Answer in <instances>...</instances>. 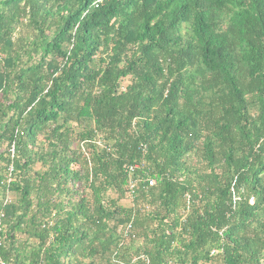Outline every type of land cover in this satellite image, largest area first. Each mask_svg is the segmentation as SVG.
I'll use <instances>...</instances> for the list:
<instances>
[{
    "label": "trees",
    "instance_id": "1",
    "mask_svg": "<svg viewBox=\"0 0 264 264\" xmlns=\"http://www.w3.org/2000/svg\"><path fill=\"white\" fill-rule=\"evenodd\" d=\"M0 262L264 264V0H0Z\"/></svg>",
    "mask_w": 264,
    "mask_h": 264
},
{
    "label": "built area",
    "instance_id": "2",
    "mask_svg": "<svg viewBox=\"0 0 264 264\" xmlns=\"http://www.w3.org/2000/svg\"><path fill=\"white\" fill-rule=\"evenodd\" d=\"M10 154L13 155V149H10ZM140 165L138 163H134L128 167V173H129V179H128V196H132L134 190L136 189L137 184H139V180L133 178V174L135 171L138 170ZM11 171V170H10ZM147 185V188H150L154 185V180L153 179H146L143 181ZM249 203H252V199L249 200ZM0 264H2L0 262Z\"/></svg>",
    "mask_w": 264,
    "mask_h": 264
}]
</instances>
